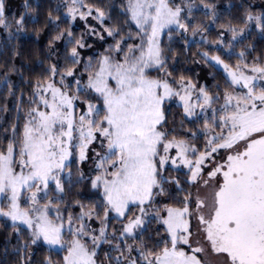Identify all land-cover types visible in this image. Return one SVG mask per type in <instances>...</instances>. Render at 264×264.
Wrapping results in <instances>:
<instances>
[{"label": "snow or ice", "instance_id": "snow-or-ice-1", "mask_svg": "<svg viewBox=\"0 0 264 264\" xmlns=\"http://www.w3.org/2000/svg\"><path fill=\"white\" fill-rule=\"evenodd\" d=\"M70 2L73 7L68 12L73 19L77 14L82 20L93 16L90 7L86 12L80 11L86 7L83 0ZM95 11L97 15L93 18L103 23L105 13ZM125 11L138 29L140 42L125 51L121 47L124 41H120L114 51L123 53L122 58L113 60L111 56H104L95 71H91V64L86 65V70L91 72L86 89L102 101V109L91 99L80 101L79 95L66 90L70 85L64 84L65 78L75 76L72 67L61 74L53 65L48 81L36 85L31 100L35 106L27 113L19 140L14 127L12 141L0 150V197L8 201L7 210L0 204V217L30 228L33 244L43 240L49 246L64 249L67 254L63 264H97L99 241L103 238V242H109L106 238L109 214L114 212L117 217L126 219L120 236L135 240L137 230L142 234L151 223V219L146 218L155 196L165 194L163 186L169 183L163 175L166 166L170 164L177 169L183 166L191 174L189 183H202L209 191L203 197L194 198L195 207L191 210V193L181 201L183 207L166 206L164 215L160 214V209H153L152 219L165 226L166 237L158 240L154 249H136L140 251L142 264H204L198 254L205 252V248L199 246V241L195 247L190 243L193 217L201 226L199 230L211 251L222 258V264H264V86L256 84L258 79L264 80V67L238 64L232 69L219 56L211 57L217 64H223L231 84L246 91L240 95L225 93L222 114L215 125L221 130L207 140L203 151L183 139H168V134L162 130L166 99L179 96L188 115H195L194 108L209 106L213 99L200 89L203 102L199 103L198 98L193 104L192 85L181 83L184 93L181 95L167 79L148 75V69H164L160 47L163 30L174 25L187 31L189 26L182 22V9L172 6L170 0H127ZM4 17L5 2L0 0V26H7ZM22 22V19L17 21L20 25ZM106 31L109 36L118 35L112 29ZM68 35L71 36V32ZM74 43L76 46L69 57L72 65L79 63L77 48L85 46L80 40ZM245 69L255 75L247 74ZM57 75L60 87L54 80ZM75 82L77 93L85 91L79 80ZM80 103L85 107L81 108ZM205 127L211 128L208 124ZM94 142L102 147L106 142V152L96 153L99 159L95 167L100 174L92 180L93 188L103 187L105 226L99 229V236L90 234L84 223L73 231V218L69 216L71 239H65L59 209H55L57 214L53 218L50 215L53 201L41 206V200L47 198L50 183L63 192L61 177L73 150H78V159L84 161ZM173 149L174 155L171 154ZM220 150H224L225 155L216 161L214 154H219ZM210 161L214 163L205 176L204 170ZM171 182L179 186L178 181ZM24 193L29 195L24 196ZM22 197L28 207H22ZM130 206L138 211L131 218L128 216L132 211ZM94 212H82L76 219L91 218ZM84 236L91 239V248L82 239ZM127 250L131 252L132 246L128 245ZM117 264H121L119 257ZM131 264L138 262L133 259Z\"/></svg>", "mask_w": 264, "mask_h": 264}, {"label": "trees", "instance_id": "trees-1", "mask_svg": "<svg viewBox=\"0 0 264 264\" xmlns=\"http://www.w3.org/2000/svg\"><path fill=\"white\" fill-rule=\"evenodd\" d=\"M191 1L194 5L201 4L214 8L217 16L211 22L212 15L206 10L195 8L190 11L188 28L190 30L196 28L195 35L199 33L198 31H202V40L190 41L188 37L180 36L176 31L171 32L170 38L162 37L165 77L172 86H176L182 79L191 81L192 85H197L201 81L208 89L211 87L220 92L229 89L230 85L225 73L210 59L212 54L219 56L224 64L231 68L236 64H247L250 67L264 66V14L262 13L264 0H259L260 4L257 0ZM252 1H256L257 4L252 5ZM4 2V18L7 26H0V150L6 148L12 141L14 127L17 141L19 140L27 113L34 106L31 100L36 85L48 81L51 76L49 71L51 66L55 65L61 74L69 67L74 68L75 76L66 77L64 80L65 85H70V89L66 90L79 95L80 101L87 98L101 105L99 98L90 90L76 92L75 81L79 80L82 84L87 75L86 65L91 64L93 69L96 64L94 59L89 63L86 58L93 54L92 49L96 48L94 54L96 59L101 55H110L114 46L120 41H124L121 47L126 51L127 47L140 40L137 27L125 11L127 0H83L86 7L80 8V11L86 12L89 7L93 9V16L88 17L87 21L92 20L96 31L84 41L85 49L77 48L78 52L82 50L81 54L86 58L79 60V64L72 65L69 59L71 49L76 46L74 42L84 36L85 21L73 19L69 15L68 9L73 7L70 0H4ZM96 9L105 13L103 23L93 18L97 15ZM253 12L262 14L259 30L253 28L242 40L233 44L226 43L232 49L230 53L213 46V43L224 35L226 29L245 26L247 16ZM21 19L22 25L17 23ZM107 29L118 32V35L107 36L106 39L95 38L99 31L103 35ZM69 32L71 36L68 35ZM129 34L131 39H128ZM57 36L61 38L56 39ZM205 53L207 56L204 55ZM79 72L81 76L78 79ZM159 72L160 70H155L148 72V75L161 76ZM207 74L210 77L206 76ZM54 80L61 86L59 75ZM79 106L85 105L80 103ZM163 110L165 123L162 130L168 134V139L173 137L183 139L200 151L204 148L205 125L211 123V130H219L213 120L216 114L212 111L205 119L201 115L196 117L186 114L184 107L177 104H164ZM163 175L169 180V183L163 186L165 194L155 196L154 204L149 208L150 216L147 218L151 219V223L147 224L142 234L137 230L135 240L132 237L120 236L127 220L117 218L110 213L106 226V238L109 242H103V238L99 241V247L96 248L97 264H117L118 257L121 264H130L133 259L137 260L138 264H142L140 251L136 249L142 251L154 249L157 241L166 237L165 226L152 219L155 215L153 209L166 206L183 207L181 201L186 194L192 192L194 185L189 183V173L181 168L167 165ZM173 180L178 181L179 186L172 183ZM58 195H60L58 198L52 199V208L59 209V214L66 222L69 216L75 221L76 214L80 211L86 213L95 210L97 218H101L104 212V200L99 188L90 187L88 181L86 183L78 181L63 192H58ZM75 200L78 203L74 202ZM130 207L132 211L128 213L129 218L138 214L135 206ZM26 229L9 224L6 219L0 218V264H48V261L52 264H63L62 249L50 248L41 241V244L38 242L33 244V236L27 231L29 229ZM82 239L89 243L90 248L93 246L88 237ZM128 245L132 246L131 252L127 250Z\"/></svg>", "mask_w": 264, "mask_h": 264}, {"label": "rangeland", "instance_id": "rangeland-1", "mask_svg": "<svg viewBox=\"0 0 264 264\" xmlns=\"http://www.w3.org/2000/svg\"><path fill=\"white\" fill-rule=\"evenodd\" d=\"M170 2H171L172 6H179L182 9L181 19H182V22L187 24V25H188L187 20L190 18L189 17L190 11L192 9H195V8H200L202 10H206L207 13H210L212 15V17H211L212 19H210L211 22H213V19H215V17L217 16V13H214L215 12L214 8L206 7V6L201 5V4L194 5V4H192L191 0H170ZM257 2H258V4H260L259 0H257ZM257 2L256 1H252V5L255 6L257 4ZM262 13L264 14V12H262ZM249 17H252V19H249ZM76 18L78 20H80L79 14L76 15ZM257 18H259V19H257ZM261 18H262L261 12H259V13H254V12L250 13L247 16V18H246L247 22H246L245 26H243L241 28L226 29L224 31V35L220 36L218 41L216 43H213V46H215V48H221L222 50L224 49L226 52L230 53L232 49H230L229 46L226 45V43L233 44L236 41L242 40L251 31V29H253V28H255L256 30H259V24L261 22ZM81 21H83V20L81 19ZM84 21H85V23H83V27L85 29V32H84V36L81 37V40H80L82 43H84V41L86 39H88V38H90V36H92L91 35L92 32L90 31V29H94L95 30V26H94L92 20L91 21L84 20ZM134 25H135V23H134ZM194 29H196V28H193L192 30H190L188 28V30L185 31L183 29L176 28V26H174V25L171 26L170 28H165L163 30V32L160 34V47H161L162 37L170 38V35H171L172 31H176L180 36L182 35V36L188 37L190 41L202 40L203 39L202 31H198L199 33L195 35V33H197V31L194 32ZM103 30H105V29H103ZM107 36H109L107 34V32H104V34L101 35V33L99 31L98 36L97 37L94 36V37L96 39H101L100 37H105L104 39H106ZM233 37H235V38H233ZM139 42H140V40L138 39V43ZM138 43H135V44H138ZM114 48H115V46H114ZM114 48L112 49L110 55H101L100 57H98L96 59H95L96 55H94L96 53V48L92 49V53L93 54H91L88 58L85 57L86 60L89 61V63H91L90 60H93V59H94L93 61L96 63L94 65V68L91 71H95L96 70L99 62L101 61V59L104 56H111L113 58V60L121 59L123 54L117 53L116 51H114ZM83 49H85V48H82V50ZM82 50H81V52H82ZM81 52H79L80 55L78 57V60H84L85 59L83 57V54H81ZM213 56H216V55L212 54L211 57H213ZM212 61L218 67H220L223 70V72L225 73L226 78H227V80L229 82V85H230L229 89H226V90H223V92L222 91L220 92L217 89H211V87H209V89H208L207 86L204 85L201 81L197 85H192L191 81L182 80V79L179 80V82H177L176 86H172V87L175 90H177V91H181V89H180V84L181 83H183L185 85H192L193 87L190 88V92H191V103H193V104H196L198 102V98H199V103L203 102V97H202V94L200 92V89H204V91L207 92L208 95L213 98L212 102H211V104L209 106H206L204 108H201V107L194 108V113H195L194 116L199 117L201 115V116L205 117V119H206V116L210 113V111H212V112H214L216 114V120L214 121V123L216 124L218 122L219 116L222 114V112H221L222 105L225 104V100H224L225 93H232V94L240 95V94H243L246 90L243 89L242 87H240L239 85L231 84V77L228 76L227 72L224 70L223 64H217L214 60H212ZM236 65H238V64H236ZM239 65L243 66L244 64H239ZM235 67L236 66L232 67V69H235ZM155 70H156L155 68H152V69H148L147 71L148 72H152V71H155ZM245 71L249 75H255V74L249 72L247 69H245ZM85 72L87 73V75H86V77L84 78V80L82 82L83 85L80 83V87H84L86 89V85L88 83V77L91 74V72L89 70H87ZM159 73L161 74V76L155 75L154 73H153L154 74L153 76H151V75H149V76L151 78H154V79H167L168 80V78L165 77V69L160 70ZM80 76H81V72L78 73V79H79ZM206 76H208V74ZM208 77H210V76H208ZM169 83H170V81H169ZM256 84H257L258 87L264 86V80H259L258 79L256 81ZM57 86L60 87L58 84H57ZM76 88H77V84H76ZM183 94H184L183 91H181V95H183ZM94 104H97V106L101 107V109H102V101H101V105H99L98 102L94 103ZM164 104H166V105L177 104V105H180V106L184 107L183 106V102L180 100L179 96H173V97H171L169 99H166ZM84 107L85 106H83L81 108H84ZM190 116H192V115H190ZM207 124L210 125L211 128H212V124L211 123H207ZM211 128H209V129H206V127L204 128V133H207V134H206V137H205V140H204V145H203L204 148H203V150L205 149V145H206L207 140L210 139L213 134L219 133L220 130H221L220 128H218L219 129L218 131L216 129L211 130ZM97 152L101 153V154H104L106 152V142H105V146L104 147H102L101 144L98 143V142H94L93 144H91L89 146L88 150H87L88 158L86 160H84V161H80L78 159V150H73V156L70 157L69 161L67 162L68 166L65 168L64 174L61 177V183H62V186H63V191H64V189H66L68 187H72V185H74L75 183H78V181H83L85 183L88 181V182H90V187H92V180L95 179L96 175L100 174V171L97 170L96 167H95L96 162L99 159L96 156ZM171 154L172 155L175 154V150L174 149L171 151ZM224 155H225L224 150H220L219 154H214V156L216 157V161H220ZM17 159H18V157H17ZM213 163L214 162H211V161L208 162V167L205 168V170H204L205 171V176H206L207 172L210 170V168L213 166ZM169 166H172V165L169 164ZM180 168L185 170V171H187L189 173V176L191 175L187 168H185L183 166H181ZM69 173H70V175H69ZM193 185L194 186H193V189H192V192H191L192 197H193V203L190 205V210L194 209V207H195L194 198L197 195L203 197L209 191V189H206V188L203 187L202 183L193 184ZM98 188H99V190H100V192H101V194L103 196V187L101 186V187H98ZM58 192L59 191L56 190L55 184L54 183H50L49 189L47 190V198L41 200V206L43 204L48 203L49 200L52 201V199L58 198L60 196V195H58ZM27 195H29V194L28 193H24V196H27ZM40 195L43 196L44 194L41 193ZM74 202L78 203L76 200ZM7 203H8L7 200H5L3 197H0V204H2L5 207V210H7ZM21 204H22V207H28L29 206L27 204H24L23 197L21 199ZM164 208L165 207L160 209L161 210V213H160L161 215H164V212H163ZM81 213H82L81 211L78 212L76 214V216L77 217L80 216ZM56 214L57 213L55 211V208H52L51 211H50V215L54 218L56 216ZM112 214L115 217H117L114 212ZM149 216H150V212H149ZM0 218H2L4 220L6 219L7 222H9V224L17 225V227H22V228L29 229V230H27V229L26 230L30 231L31 235H32V230L30 228H28L26 225H24L22 223H19V222H16L14 224L13 221L10 218H6V217H0ZM117 218H120V217H117ZM103 219H104V212H103L101 218H97L95 216V213H94V215L91 218H88L87 216H85L83 221H80V220L76 219L75 221H73L72 230L75 231L76 227H78L80 225V223H84L86 225V228L88 230H90V234H94L96 236H99V229L101 227L105 226L104 223H103ZM95 223H96V225H95ZM64 225H65V239H71L70 235L68 234L69 226H68V223L66 222V220L64 221ZM106 226H107V224H106ZM200 227L201 226L198 224V221L195 219V217H193L192 220H191V230H192L193 235L191 237L190 243H192V246L195 247V246H198L196 242L199 241L200 242L199 246H202V247L205 248V252L198 254L200 256V258L202 259V261L204 262V264H222V258L220 256H217L215 253H213L211 251L207 241L204 239L203 232L199 230ZM85 237H88L89 242H91V239L89 238V236H84L83 238H85ZM32 238H34V237H32ZM40 241L43 242V240H39L37 242L41 244ZM45 245H47V244H45ZM88 245H89V243H88ZM47 246L50 247V248L56 249V250H58V249L61 250V248L58 247V246L57 247H52V246H49V245H47ZM89 247H90V245H89ZM182 247H184L185 250H188L187 246L182 245ZM62 251L64 252V256H65L67 254L66 251L64 249H62Z\"/></svg>", "mask_w": 264, "mask_h": 264}]
</instances>
